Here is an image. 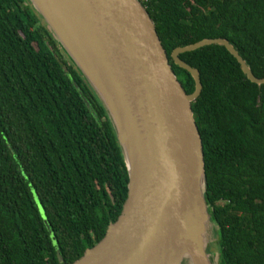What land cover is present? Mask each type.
<instances>
[{
	"label": "trees",
	"instance_id": "1",
	"mask_svg": "<svg viewBox=\"0 0 264 264\" xmlns=\"http://www.w3.org/2000/svg\"><path fill=\"white\" fill-rule=\"evenodd\" d=\"M140 1L187 93L171 53L203 38L228 39L264 77V0ZM180 58L202 83L191 106L217 264H264V83L221 44ZM128 181L97 92L30 0H0V264L75 261L121 214Z\"/></svg>",
	"mask_w": 264,
	"mask_h": 264
},
{
	"label": "water",
	"instance_id": "2",
	"mask_svg": "<svg viewBox=\"0 0 264 264\" xmlns=\"http://www.w3.org/2000/svg\"><path fill=\"white\" fill-rule=\"evenodd\" d=\"M30 1L99 95L129 174L121 214L69 264H213L204 151L191 106L202 83L198 69L180 54L221 44L248 79L264 83V77L253 73L228 39L203 38L171 53L195 80V90L187 93L140 0Z\"/></svg>",
	"mask_w": 264,
	"mask_h": 264
},
{
	"label": "rangeland",
	"instance_id": "3",
	"mask_svg": "<svg viewBox=\"0 0 264 264\" xmlns=\"http://www.w3.org/2000/svg\"><path fill=\"white\" fill-rule=\"evenodd\" d=\"M42 215H43L44 221H46L43 213ZM47 226L49 227V225ZM207 229H208L207 238H208L209 256L213 264H217L219 253H218V244L216 242V236H217L216 226L212 222L211 223L209 222ZM50 232H51V235L53 236L51 229H50Z\"/></svg>",
	"mask_w": 264,
	"mask_h": 264
},
{
	"label": "built area",
	"instance_id": "4",
	"mask_svg": "<svg viewBox=\"0 0 264 264\" xmlns=\"http://www.w3.org/2000/svg\"><path fill=\"white\" fill-rule=\"evenodd\" d=\"M144 1H146V0H144Z\"/></svg>",
	"mask_w": 264,
	"mask_h": 264
}]
</instances>
